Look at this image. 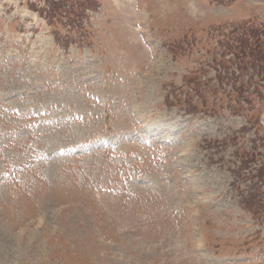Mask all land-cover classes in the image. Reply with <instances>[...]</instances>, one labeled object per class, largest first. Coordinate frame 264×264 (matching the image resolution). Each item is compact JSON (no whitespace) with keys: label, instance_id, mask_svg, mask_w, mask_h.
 I'll list each match as a JSON object with an SVG mask.
<instances>
[{"label":"rangeland","instance_id":"1","mask_svg":"<svg viewBox=\"0 0 264 264\" xmlns=\"http://www.w3.org/2000/svg\"><path fill=\"white\" fill-rule=\"evenodd\" d=\"M250 28L264 0H0V264H264Z\"/></svg>","mask_w":264,"mask_h":264},{"label":"trees","instance_id":"2","mask_svg":"<svg viewBox=\"0 0 264 264\" xmlns=\"http://www.w3.org/2000/svg\"><path fill=\"white\" fill-rule=\"evenodd\" d=\"M45 2L49 12L57 14L60 11L62 0H45ZM229 52L232 53V61L239 74L242 76L244 72H250L248 83L253 79V90L260 93L264 88L262 85L264 81V33L257 28L240 32L234 38ZM262 94L264 95V91ZM250 161L253 160L250 159ZM255 176L258 181L264 182V166L257 169Z\"/></svg>","mask_w":264,"mask_h":264},{"label":"bare ground","instance_id":"3","mask_svg":"<svg viewBox=\"0 0 264 264\" xmlns=\"http://www.w3.org/2000/svg\"><path fill=\"white\" fill-rule=\"evenodd\" d=\"M165 136V135H164Z\"/></svg>","mask_w":264,"mask_h":264}]
</instances>
